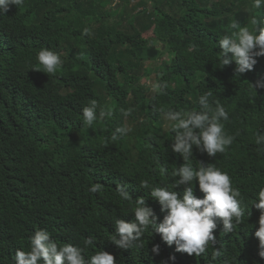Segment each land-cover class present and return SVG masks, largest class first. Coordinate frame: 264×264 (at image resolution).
<instances>
[{
    "label": "trees",
    "instance_id": "obj_1",
    "mask_svg": "<svg viewBox=\"0 0 264 264\" xmlns=\"http://www.w3.org/2000/svg\"><path fill=\"white\" fill-rule=\"evenodd\" d=\"M253 17L264 18V0L258 9L253 0H23L0 15V264L28 251L37 229L80 247L85 261L100 250L114 264H264L255 237L260 212L252 207L264 187V140L256 142L264 136V88L249 84H264V56L237 74L235 62L222 63L232 54L220 47L237 31L233 20L251 29ZM41 48L59 55L54 73L31 70L43 71ZM217 102L232 144L214 156L193 145L186 162L173 150L184 130L170 117H211ZM185 163L214 164L241 193L243 216L230 229L213 217L214 240L199 256L177 251L155 230L168 210L151 191L182 197L189 185L173 172ZM141 198L155 218L148 226L134 215ZM117 221L136 223L141 234L118 247L111 242L120 239Z\"/></svg>",
    "mask_w": 264,
    "mask_h": 264
},
{
    "label": "clouds",
    "instance_id": "obj_2",
    "mask_svg": "<svg viewBox=\"0 0 264 264\" xmlns=\"http://www.w3.org/2000/svg\"><path fill=\"white\" fill-rule=\"evenodd\" d=\"M22 4L23 0H0V15L7 13L11 7ZM253 4L258 9L261 7L262 0H253ZM251 25L250 29L233 20L229 26L237 31L220 40V47L224 53L232 54L231 60L225 59L222 63L227 65L230 62H235L237 74L253 69L256 63L253 56H264V18L253 17ZM84 31L86 33L88 30ZM255 49L258 50L254 51ZM36 60L42 66L43 71L35 66L31 70L44 73H54L62 64L59 55L47 48H41L37 52ZM249 84L255 90L264 88V84L260 81ZM207 95H211V92ZM205 99H201L200 103L207 108ZM92 103L94 107L95 101ZM93 107L83 109L84 122L88 125H91L95 119ZM179 115L176 113L170 117L171 120H178L174 128L184 130L182 135L177 137L173 150L182 153L186 162L189 161L193 145L197 147L202 145L203 150L209 156H214L218 152L223 153L226 146L232 144L233 137L224 133L223 125L220 123L221 119L227 120L228 115L218 102L215 114L211 117L207 113H189L187 119H178ZM194 129L200 131L194 133ZM261 140H264V136L256 134V142L259 143ZM173 175L181 178L179 183L189 186L184 190L182 197H178L175 191H170L167 188L152 189L151 196L159 202L162 209L168 210L163 222L155 230L167 244L171 245L175 242L177 251L185 252L189 256L193 253L199 256L205 252L209 242L214 240L212 231L216 225L213 217L222 218L225 228L230 229L232 227L229 223L230 220L236 218L239 221L243 216L241 200L238 199L241 193L239 189L232 186L229 175L214 164L207 166L199 164L194 168L191 163H185L176 169ZM193 181L198 184L199 190L204 194L203 199L193 196V187L191 186ZM141 183L145 187L148 186L146 181ZM99 188V185H93L89 190L96 192ZM124 198L129 199L128 196ZM136 203L137 207L134 208L136 221L141 226L151 225L155 219L149 220V217L152 216L151 209L143 206L142 198L138 199ZM252 207L260 212L255 237L260 241L262 249L259 255L264 258V187H259L255 199L252 201ZM116 229L120 239L112 236L111 242L118 247H124L126 240L132 238L133 232H136L137 237L141 234L136 223L117 221ZM84 244L91 246L93 238L85 239ZM153 251L156 249L154 248ZM218 254L217 252L216 255ZM38 261H42L43 264H114L115 258L109 253L97 250L85 261L80 247L71 243L52 241L48 231L37 229L29 238V250L16 251L14 264H38Z\"/></svg>",
    "mask_w": 264,
    "mask_h": 264
},
{
    "label": "rangeland",
    "instance_id": "obj_3",
    "mask_svg": "<svg viewBox=\"0 0 264 264\" xmlns=\"http://www.w3.org/2000/svg\"><path fill=\"white\" fill-rule=\"evenodd\" d=\"M148 37V36H147ZM149 38V37H148ZM164 57V56H163ZM162 57V58H163ZM146 65H149V66H151V67H154L155 65H156V63H154V62H147L146 63ZM148 85H150V86H152L153 85V82L152 81H148Z\"/></svg>",
    "mask_w": 264,
    "mask_h": 264
}]
</instances>
